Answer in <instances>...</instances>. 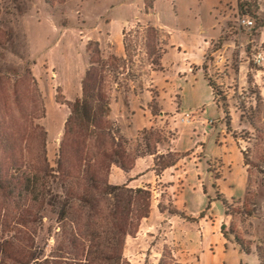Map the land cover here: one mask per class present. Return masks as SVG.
<instances>
[{
	"label": "rangeland",
	"instance_id": "obj_1",
	"mask_svg": "<svg viewBox=\"0 0 264 264\" xmlns=\"http://www.w3.org/2000/svg\"><path fill=\"white\" fill-rule=\"evenodd\" d=\"M244 1L255 2L264 18V0H152L151 6L147 0H0V169L4 184L14 186L7 198L0 191V264H22L33 252L58 264L83 257L82 244L68 242L76 227L74 210L62 220L59 207L46 208L34 222L37 204L24 211L31 195L19 181L24 155L44 171L41 128L47 132L46 159L55 166L66 101L80 95L90 41L98 43L104 59L122 58L109 119L130 139L125 160L146 147L155 149L164 136L175 141L162 138L166 148L197 157V164L192 158L187 164L199 175L195 203L210 201V208L203 215H172L173 228L183 229L182 246L197 248L183 261L264 264V27L255 29V20L240 13L238 3ZM243 17L253 24L242 26ZM41 106L44 115L38 118ZM182 110L197 113V119L183 122ZM214 123L212 129L203 125ZM183 124L190 126L176 141ZM77 139H68L69 163L82 144ZM89 145L93 149L96 142ZM150 202L151 210L152 197ZM150 233L143 220L126 237L123 253L130 264H178L168 250L150 263L145 251Z\"/></svg>",
	"mask_w": 264,
	"mask_h": 264
},
{
	"label": "trees",
	"instance_id": "obj_2",
	"mask_svg": "<svg viewBox=\"0 0 264 264\" xmlns=\"http://www.w3.org/2000/svg\"><path fill=\"white\" fill-rule=\"evenodd\" d=\"M151 2L152 0H147L146 4L151 6ZM238 9L241 14L255 20V29L264 27V18L257 15L255 2H239ZM123 45L127 50L124 37ZM87 50L90 59L80 82V95L74 100L66 101L68 116L64 122L55 166L46 159L47 132L43 128L39 133L44 171L36 170V161L23 154L22 166L25 171L19 182L23 185V191L31 195L29 201L32 205H25L24 211L30 213L37 204V213L31 219L35 222L36 216L39 220L42 218V211L46 208L59 207L58 216L62 220L66 218L70 208L74 210L76 218L71 221L76 227L72 228L68 242L71 246L81 243L83 257L68 259L65 264H130L124 257V241L127 236H133L141 222L147 218L151 193L144 187H133L127 183L115 184L110 181V175L114 167L128 172L138 157L151 154L154 149L146 147L132 159L125 160L130 139L121 133L119 125L109 119L110 93L114 86L120 85L122 58L112 55L104 59L98 43L94 41L88 42ZM207 80L212 90H216L214 83L208 78ZM213 94L215 101L219 103L222 100L219 99V93L213 91ZM40 115L38 118L44 115L42 106ZM35 127L38 126H31V130H36ZM70 136H76L82 144L75 153L76 161L69 163L71 157L66 158V154ZM92 140L96 142V146L89 149ZM86 149L93 152L89 154ZM171 162L167 161L162 166ZM1 173L0 169V191L7 198L14 186L4 184ZM72 198L77 200L75 205L74 201L71 203ZM22 224L27 223L23 221ZM234 235L236 242L240 243L241 239L237 234ZM39 257L36 252L28 253L22 264H58L49 259L39 260Z\"/></svg>",
	"mask_w": 264,
	"mask_h": 264
},
{
	"label": "crops",
	"instance_id": "obj_3",
	"mask_svg": "<svg viewBox=\"0 0 264 264\" xmlns=\"http://www.w3.org/2000/svg\"><path fill=\"white\" fill-rule=\"evenodd\" d=\"M182 111L185 112L187 110ZM156 115L154 113V116H151V120L153 117L155 120ZM219 121L221 125L226 121L224 120L223 111ZM215 124L203 125L212 129L216 127ZM148 125L150 124H146L144 127L146 128ZM183 126L184 129H179L176 141L180 140L179 134L182 133V130H184V133L190 125L183 124ZM122 130L126 135L123 127ZM162 138H166L165 142L169 141V144L175 142L173 139H167V136ZM162 138L156 142L154 151L151 154L138 157L128 172H123L120 168L114 167L111 175L115 184L127 183L133 187L147 188L151 192L152 207L147 218L144 220L146 231L150 230L152 232L145 238L146 245L150 248L149 252L148 247L145 246L150 263L151 260L154 261L159 256L161 257L168 250L169 255L174 258L176 263L187 264L183 261V258L188 257V255H195L197 248L195 246L190 248L188 247L189 244L183 247V229L177 231L169 221L173 214L184 215L186 213L185 215L189 216L197 212L203 215L205 210L210 208V201H208L207 205L195 203L197 200L195 188H200L198 182L199 175H196V173L187 167V164L191 163V158L197 164L198 160L195 154L193 152L192 154L191 152L179 154L175 149L169 148V145L166 148L161 141ZM197 149H199V146ZM168 154L171 155L170 160L164 157ZM156 156H160V158L162 156L160 163H156ZM167 161L172 162L167 164V166H162L166 165ZM205 189L206 186L204 185L203 196L207 195ZM226 207L228 209V205ZM187 240L189 243H193L194 237H188ZM201 245L203 247L202 243Z\"/></svg>",
	"mask_w": 264,
	"mask_h": 264
},
{
	"label": "built area",
	"instance_id": "obj_4",
	"mask_svg": "<svg viewBox=\"0 0 264 264\" xmlns=\"http://www.w3.org/2000/svg\"><path fill=\"white\" fill-rule=\"evenodd\" d=\"M240 24L242 26H249V25L253 24V21L243 17L240 19ZM261 60H263V57H262L261 53H258L256 56V61L259 63ZM194 112H196V111H194ZM194 114H193V111H188V112L186 111V112H184V115L181 117V120L183 122H186V123L193 122L195 120V118L197 119V117H198L197 113H194ZM205 122L211 123L212 120H207Z\"/></svg>",
	"mask_w": 264,
	"mask_h": 264
}]
</instances>
